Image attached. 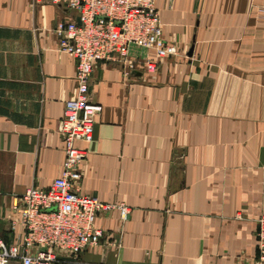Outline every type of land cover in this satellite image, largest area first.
Instances as JSON below:
<instances>
[{"label": "crops", "instance_id": "crops-1", "mask_svg": "<svg viewBox=\"0 0 264 264\" xmlns=\"http://www.w3.org/2000/svg\"><path fill=\"white\" fill-rule=\"evenodd\" d=\"M177 55L127 73L95 64L103 106L76 186L105 204L102 241L83 264H257L264 214V0H155ZM77 14L45 0H0V237L13 205L48 189L65 159L74 58L55 32ZM134 58L153 59L133 49ZM65 264V263H57Z\"/></svg>", "mask_w": 264, "mask_h": 264}, {"label": "built area", "instance_id": "built-area-1", "mask_svg": "<svg viewBox=\"0 0 264 264\" xmlns=\"http://www.w3.org/2000/svg\"><path fill=\"white\" fill-rule=\"evenodd\" d=\"M45 1L77 14L78 21H61L55 27L60 51L76 62L77 90L66 101L61 122V175L50 188L31 187L15 199V218L10 221L14 241L7 245L0 237V264H83L81 254L104 237L96 227L97 217L118 209L127 219L129 208L124 204H105L76 188L87 158L79 144L91 143L103 113V106L90 99L94 67L98 62H121L128 74L139 68L155 71L161 61L177 55L176 46L164 39L155 0ZM133 49L150 51L154 58H134ZM257 243V264H264V214L258 219Z\"/></svg>", "mask_w": 264, "mask_h": 264}]
</instances>
